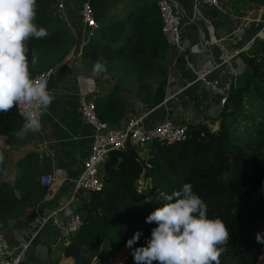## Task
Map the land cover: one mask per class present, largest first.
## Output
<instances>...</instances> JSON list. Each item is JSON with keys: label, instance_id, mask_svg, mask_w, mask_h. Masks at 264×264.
I'll return each mask as SVG.
<instances>
[{"label": "trees", "instance_id": "trees-1", "mask_svg": "<svg viewBox=\"0 0 264 264\" xmlns=\"http://www.w3.org/2000/svg\"><path fill=\"white\" fill-rule=\"evenodd\" d=\"M89 1L98 27L85 40L82 59L92 70L99 60L104 65L100 73L115 82L94 101L98 118L116 126L127 111L122 88L133 90L144 105L153 103L168 73L169 47L154 1ZM221 2L233 8L264 6V0ZM50 4L51 0H37L35 18L47 36L27 42L33 77L60 66L78 39L62 28V20L50 15ZM243 55L248 71L240 83L231 84L217 117L186 123L185 140L153 141L145 154L133 145L109 152L102 168L103 186L79 197L82 224L68 235L55 264H103L125 250L122 264H134L126 242L141 231L132 247L146 244L156 226L146 223V217L163 206L164 195L184 183H191L204 200L208 218L220 217L229 229L220 264H256L264 254V243L257 241L258 233L264 240V194L258 192L264 186V35L256 37ZM0 125L9 146L8 150L0 146V220H19L40 203L47 189L34 177L37 163L30 155L10 163L9 151L23 135L15 108L0 114ZM7 167L17 170L13 183L5 181Z\"/></svg>", "mask_w": 264, "mask_h": 264}, {"label": "crops", "instance_id": "crops-1", "mask_svg": "<svg viewBox=\"0 0 264 264\" xmlns=\"http://www.w3.org/2000/svg\"><path fill=\"white\" fill-rule=\"evenodd\" d=\"M63 1L66 9L56 10L50 4V15L66 23L69 31L71 24L79 30L82 2ZM173 1L183 18L182 37L186 49L180 51L169 47L168 73L155 91L152 104H142L128 87L121 89L127 101V111L116 127H123L136 117H142L147 126L162 121L174 124L200 123L217 117L222 109L219 95L196 81V75L188 68V63L201 68L207 60L218 62L223 57L226 63L208 77L220 78L227 90L231 84L240 83L248 71L243 54L248 51L251 40L261 27L255 21L260 11L258 7L261 6L248 4L233 8L229 3L222 2L217 9L201 5L203 20L193 14L192 0ZM210 25L211 29L208 28ZM71 53L72 48L61 65L55 67L49 79L48 88L54 92L55 99L41 117V130L23 134L16 140V149L9 151L11 164L24 155L32 157L37 163L33 173L37 180L43 173L54 177L53 184L45 187L47 192L40 203L25 217L0 220V230L11 247L17 248L30 241L21 264H55L56 259L60 258L61 247L68 242L65 219L69 206L57 213L59 225L49 221L42 228L38 227L43 218L57 211L70 198L72 182L78 177L89 152L93 129L81 119V104L110 91L115 85L107 74L95 75L82 58L73 59ZM141 150L142 154L147 153L148 146ZM14 180L15 170L7 167L5 181L13 183ZM85 197L83 195L82 199Z\"/></svg>", "mask_w": 264, "mask_h": 264}, {"label": "clouds", "instance_id": "clouds-1", "mask_svg": "<svg viewBox=\"0 0 264 264\" xmlns=\"http://www.w3.org/2000/svg\"><path fill=\"white\" fill-rule=\"evenodd\" d=\"M36 15L37 0H0V114L26 106L21 113L23 134L41 130V117L55 99L47 80L33 78L30 71L27 42L47 36V30L35 23ZM36 63L33 56L31 65ZM103 70L98 60L93 72L99 75ZM163 199V206L146 217V223L156 225L146 244L132 247L141 231L126 242L134 264H220L229 229L220 217L208 218L207 205L192 184L184 183ZM257 241L264 243L259 233Z\"/></svg>", "mask_w": 264, "mask_h": 264}, {"label": "built area", "instance_id": "built-area-1", "mask_svg": "<svg viewBox=\"0 0 264 264\" xmlns=\"http://www.w3.org/2000/svg\"><path fill=\"white\" fill-rule=\"evenodd\" d=\"M154 2L161 18V32L168 47L178 48L180 51L185 50L186 45L182 37L184 22L174 1L155 0ZM221 3V0H192V11L193 14L201 17V5L220 8ZM51 5H53L56 10L63 11L66 9L63 0H51ZM80 8L81 35L77 37L78 43L76 49L75 47L72 49L71 56L73 59L81 57L82 55L85 40L84 38L82 39V37L84 34H89L93 29L98 27L90 1L83 0ZM201 18L203 19V17ZM255 21L256 23H260L261 27L256 31L255 37L251 42L256 37L264 35V18L256 19ZM208 28L211 29L212 25ZM224 63H226V60L223 57L218 62L207 60L201 68H197L194 64L188 63V68L196 75V81L205 85L214 94H218L221 104L226 100L227 88L221 84L220 78H209L208 76ZM53 72L54 69L49 68L36 74L33 78L43 79L49 82ZM25 108L26 106L15 108L21 120V125L24 123L21 113ZM80 113L81 119L85 123H88L93 129L89 152L82 163V168L78 177L72 182L70 198L63 206L58 208L57 211H52L50 215L43 218L38 228H42V226L49 221L54 225H59V220L56 217L58 212L66 209L72 201L76 200L81 195H85L86 192L98 191L102 188V167L111 150H121L128 145L144 147L153 141L167 143L179 142L185 140L187 137V125L174 124L171 121H162L154 126H147L144 125L142 117H136L129 120L123 127L112 126L98 118L94 99L83 102L81 104ZM53 181L54 177L51 174L43 173L40 175L39 183L43 187H50ZM82 220V216L79 212L68 213L65 219L66 231L69 233L78 231L82 224ZM36 233L37 232L33 233L31 238H33ZM28 244H30V241L22 243L17 248H13L9 244L4 232L0 230V264H21L24 251L27 249Z\"/></svg>", "mask_w": 264, "mask_h": 264}, {"label": "rangeland", "instance_id": "rangeland-1", "mask_svg": "<svg viewBox=\"0 0 264 264\" xmlns=\"http://www.w3.org/2000/svg\"><path fill=\"white\" fill-rule=\"evenodd\" d=\"M83 0H77L78 3L82 2ZM155 1V0H153ZM75 3V1H74ZM248 5V4H247ZM250 5H254V4H250ZM157 8V7H156ZM260 9L259 11V15L257 16L256 19H261V18H264V6H261V7H258ZM218 9V8H217ZM204 20V19H203ZM209 21V20H208ZM71 24V23H70ZM62 28L65 30V31H69L68 30V26L66 25V23L63 22V25H62ZM69 28L71 29L70 32L73 34L74 37H78L81 35V32H80V29L77 30L76 28H74V26L71 24L69 25ZM89 34L85 33L84 36L82 37V39L84 38L85 40L87 39ZM199 37V36H198ZM197 37V38H198ZM85 40H84V43H85ZM77 41H75V43L71 46V48L73 49L75 47H77ZM70 48V49H71ZM72 54V53H71ZM68 56V55H67ZM66 56V57H67ZM82 58V55L81 57H77L76 59H81ZM55 70V68H53ZM131 87V85H130ZM215 127V126H213ZM2 128V126L0 125V129ZM17 144V141L15 142ZM0 146L2 148H7V144L4 142V135L3 134H0ZM148 146V145H146ZM9 147V146H8ZM141 148V147H140ZM144 148V147H143ZM15 176H18L17 175V170L15 168ZM87 194V193H86ZM81 205V202L78 200H74L71 202V204L69 205L68 207V213H73V212H80L79 211V207ZM67 234L69 235L70 233L67 232ZM67 235V236H68ZM128 254V250H125V251H120L118 253H116L115 255L111 256L109 259H107L105 262H103V264H122V262L124 261V259L126 258ZM62 264H71L70 262H63ZM96 264V263H95ZM102 264V263H101ZM256 264H264V254H262L259 259L257 260Z\"/></svg>", "mask_w": 264, "mask_h": 264}, {"label": "water", "instance_id": "water-1", "mask_svg": "<svg viewBox=\"0 0 264 264\" xmlns=\"http://www.w3.org/2000/svg\"><path fill=\"white\" fill-rule=\"evenodd\" d=\"M88 34V33H87ZM259 194H264V186L258 190Z\"/></svg>", "mask_w": 264, "mask_h": 264}]
</instances>
